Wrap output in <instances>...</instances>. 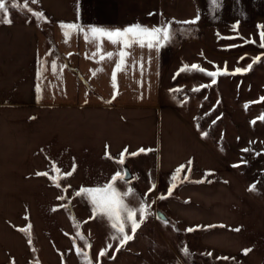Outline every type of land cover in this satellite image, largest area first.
Returning a JSON list of instances; mask_svg holds the SVG:
<instances>
[{
	"label": "crops",
	"instance_id": "crops-1",
	"mask_svg": "<svg viewBox=\"0 0 264 264\" xmlns=\"http://www.w3.org/2000/svg\"><path fill=\"white\" fill-rule=\"evenodd\" d=\"M7 1L0 14V264L29 263L30 238L47 262L70 249L62 192L140 179L164 184L166 214L196 229L219 264H264V206L200 136L188 106L162 100V49L124 48L90 33L164 21L177 30L196 25L212 34L203 42H220L222 29L264 22V0H239L243 17L235 0H223L219 15L208 0H79V10L77 0Z\"/></svg>",
	"mask_w": 264,
	"mask_h": 264
},
{
	"label": "rangeland",
	"instance_id": "rangeland-1",
	"mask_svg": "<svg viewBox=\"0 0 264 264\" xmlns=\"http://www.w3.org/2000/svg\"><path fill=\"white\" fill-rule=\"evenodd\" d=\"M187 8L193 18L192 7ZM258 25L262 27L222 29L220 42H203L212 34L195 29L196 25L176 29L172 41L162 48L160 86L163 101L183 109L188 106L183 111L200 136L264 206V46L259 37L264 22ZM237 68L245 71L233 76ZM209 72L220 73L214 85ZM117 182L119 186H112L133 213L138 225L135 233L126 212L110 218L93 203L96 191L62 192L63 206L73 225L70 249H63L56 263L47 262L39 254L36 240L30 238L27 264L220 263L214 252L199 243L196 229L186 227L169 212L173 225L155 218L157 205L166 211L163 183L154 185L144 179ZM122 184L125 187H120ZM158 197L161 200L157 203ZM124 235L132 239L121 244ZM60 244L65 247L66 243L63 240Z\"/></svg>",
	"mask_w": 264,
	"mask_h": 264
},
{
	"label": "snow or ice",
	"instance_id": "snow-or-ice-1",
	"mask_svg": "<svg viewBox=\"0 0 264 264\" xmlns=\"http://www.w3.org/2000/svg\"><path fill=\"white\" fill-rule=\"evenodd\" d=\"M34 2V0H33ZM236 6L234 7L233 11L237 12L240 17H243V10L238 7L239 0H235ZM208 7L210 11H214L217 13V15L220 14V11L223 7V0H208ZM77 9L79 10V0H77ZM0 14L6 15L7 9H6V0H0ZM34 15H40V14H34ZM78 18H79V11L77 12ZM196 20H193L191 22H187L190 24L196 23ZM4 23H9V21L4 20ZM161 26L157 27H145L140 24H135L133 26H129L127 28H124L123 30H111V31H105L103 29H99L95 26L91 27L90 33L92 34L93 38H96L99 36L100 38H106L108 41H110L113 44H118L121 47L129 48L133 44L139 45L141 48H144L145 46L152 50L155 48L157 52H159L162 48H164L166 45H168L174 35L176 34V25L168 26L165 24L164 21H160ZM261 25H257V28H261ZM62 29H68V30H79L78 25L76 24H62ZM235 28V25L233 26ZM260 41L262 42V46H264V31H261L259 33ZM234 47V45L232 46ZM121 57H123V52L120 53ZM119 67V65H118ZM195 67V65L193 66ZM251 65H249V68ZM245 71V69L237 68L235 72L233 73V76L237 74H242ZM208 77L211 78V83L214 85L216 83V77L220 75V73L217 72H209L207 73ZM143 151V150H141ZM135 155V154H133ZM89 192V194L92 193V190H85ZM169 194L172 192V187H169L168 189ZM119 194L115 192L112 185H108L106 189H97L95 195L92 196L93 203L97 205L98 208H100L102 211L106 212L110 218H113L116 216L119 212H126L127 218L129 221H131V231L132 233H135L137 230V223L135 220L132 219V211L128 210L121 199L118 198ZM141 213H143V209H141ZM143 219V216L140 217ZM115 227V224L113 225ZM189 232L193 231L192 229L188 230ZM120 232H123V229H120ZM116 237H113L115 239ZM132 239V236L124 235L121 244H123L126 241H130Z\"/></svg>",
	"mask_w": 264,
	"mask_h": 264
},
{
	"label": "water",
	"instance_id": "water-1",
	"mask_svg": "<svg viewBox=\"0 0 264 264\" xmlns=\"http://www.w3.org/2000/svg\"><path fill=\"white\" fill-rule=\"evenodd\" d=\"M121 164H122V167H123V174L121 176V179L123 181H127V180H129L132 177V174H131L130 169H129L128 165L126 164L125 160H123ZM160 200H161V197H158L156 199V202L158 203ZM154 215H155V218L157 220H159V221H161L163 223L170 224V225L174 224V220L170 216H168L164 212V210L159 208L158 205L155 208Z\"/></svg>",
	"mask_w": 264,
	"mask_h": 264
}]
</instances>
